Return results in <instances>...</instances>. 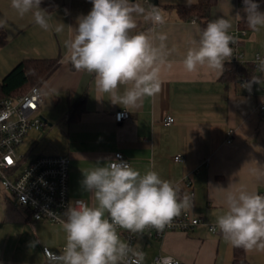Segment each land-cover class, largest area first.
Returning a JSON list of instances; mask_svg holds the SVG:
<instances>
[{"label":"crops","instance_id":"1","mask_svg":"<svg viewBox=\"0 0 264 264\" xmlns=\"http://www.w3.org/2000/svg\"><path fill=\"white\" fill-rule=\"evenodd\" d=\"M132 2L165 11V25L154 28L137 17L133 31L151 36L167 33L168 60L172 63L171 69L162 67L160 91L143 97L137 107L113 103L112 96L97 90L94 74L76 71L69 62L65 41L73 38L78 17L91 10L90 0H41V9L51 15L49 22L65 25L61 33L41 29L30 13L21 18L11 0H0V25L8 36V43L0 48V83L24 60L57 62L55 72L40 85L46 126L30 131L23 143H30L31 157H69L71 202L83 199L94 204L91 193L82 189L83 172L122 153L141 174L158 172L177 185L181 195L188 193L184 180L191 176L194 198L189 210L215 224L216 216L226 211L224 189L235 192L243 187L264 195V116L260 110L264 71H255L257 83H251L250 89L242 88L241 81H224V70L219 76L207 67L187 72L183 57L202 30L196 19H180L177 8L189 5L188 0ZM254 2L264 12V0ZM243 8L239 0H218L208 22L223 16L230 19L229 34H237L244 60L251 64L257 53L264 52V28L254 33L246 24ZM237 13L241 20L235 18ZM125 87L121 85L118 94H123ZM83 98L80 107L78 102ZM119 110L128 111L130 118L117 123L114 114ZM169 114L174 122L168 126L165 119ZM176 155H181L183 162H175ZM64 245L62 224L33 220L0 185V264H45L42 249L59 252ZM134 248L144 252L143 264H150L157 255L173 256L183 264H232L234 258V247L220 230L211 233L202 225L188 233L168 232L160 240L140 235ZM245 253L249 264H264V251Z\"/></svg>","mask_w":264,"mask_h":264},{"label":"clouds","instance_id":"2","mask_svg":"<svg viewBox=\"0 0 264 264\" xmlns=\"http://www.w3.org/2000/svg\"><path fill=\"white\" fill-rule=\"evenodd\" d=\"M90 2L91 10L78 17V27L71 28L73 38L65 41L69 62L76 71L94 74L97 90L112 96L113 103L135 108L143 97L160 91L162 67L172 68L167 33L134 32L136 18L143 17L155 28L167 23L166 13L132 0ZM243 4L247 26L259 32L264 28V12L254 0H243ZM40 5L41 0H11L19 17L30 13L41 29L61 33L65 25L50 23L51 15ZM235 18L242 19L239 13ZM231 28L232 21L224 16L207 22L183 57L184 69L194 73L207 67L222 75L225 61L233 57L231 45L237 43L229 34ZM257 61L264 71V59L257 57ZM253 82L257 83L252 79L243 87L250 89ZM121 85L128 87L118 94ZM83 177L82 189L91 193L95 203L80 199L69 204L61 221L65 245L59 254L45 250L47 264H143L144 252L122 240L117 228L140 235L147 228L162 232L182 211L192 208V197L181 195L173 182L153 170L141 174L122 160L98 163ZM224 190L226 211L216 216L212 230L218 228L234 248L264 251V195L243 187ZM160 264H174L173 257H162Z\"/></svg>","mask_w":264,"mask_h":264},{"label":"built area","instance_id":"3","mask_svg":"<svg viewBox=\"0 0 264 264\" xmlns=\"http://www.w3.org/2000/svg\"><path fill=\"white\" fill-rule=\"evenodd\" d=\"M230 35L237 39L236 33ZM231 47L234 51L229 62L247 63L238 43ZM257 57L264 59V52L257 53L250 61L254 70L261 72ZM261 79L264 81V76ZM240 81L242 88H245L243 85L249 81V78L244 76ZM43 101L44 95L39 86H33L26 93L17 97L0 98V185L12 194L16 205L29 212L33 220L62 224L61 221L66 219L63 214L72 203L69 198V157L52 154L29 158L26 153H18V148L23 144L30 131L40 130L46 126V121L41 115ZM260 110L264 116V101L260 103ZM114 118L117 123H121L130 118V113L126 110H119L114 114ZM173 122L174 117L169 114L165 119V124L169 126ZM230 136L231 134H229ZM231 141V138H228V143ZM173 159L177 163L183 162L181 155H176ZM115 160L127 162L122 153H117ZM184 183L188 189L187 194L192 197L193 201L191 176L185 178ZM201 225L206 226L211 233L219 232L218 228L216 231L212 230L215 224L207 223L187 210L175 217L162 232H158L154 228H147L141 235L151 240H160L168 232L188 233ZM117 232L122 240L130 243L134 248L140 234H133L120 228H117ZM45 250H51L47 247L42 249L45 264H47ZM56 253L59 254V252ZM166 256L170 255H157L150 264H160L161 258ZM173 260L174 264H183L175 257Z\"/></svg>","mask_w":264,"mask_h":264},{"label":"trees","instance_id":"4","mask_svg":"<svg viewBox=\"0 0 264 264\" xmlns=\"http://www.w3.org/2000/svg\"><path fill=\"white\" fill-rule=\"evenodd\" d=\"M218 0H198L195 4L183 5L177 8L180 19H196L203 29ZM243 4V0H239ZM8 43L5 29L0 25V48ZM57 62L47 59L24 60L17 65L0 83V98L17 97L26 93L31 87L43 84L56 70ZM254 79L255 70L252 64L228 62L224 64L222 79L226 82L237 83L242 77ZM84 98L78 102L83 106ZM232 264H249L246 253L241 248H234Z\"/></svg>","mask_w":264,"mask_h":264},{"label":"rangeland","instance_id":"5","mask_svg":"<svg viewBox=\"0 0 264 264\" xmlns=\"http://www.w3.org/2000/svg\"><path fill=\"white\" fill-rule=\"evenodd\" d=\"M30 147H31V146H30V143L27 141V143H23V144L18 148V153H19V154H25V153H26V154H28V157L31 158V156H32V150H30ZM29 150H30L31 152L28 153ZM34 150H35V152L37 151L36 148H35ZM35 152H34V153H35ZM30 154H31V155H30Z\"/></svg>","mask_w":264,"mask_h":264}]
</instances>
